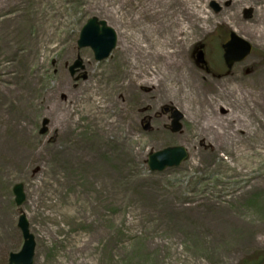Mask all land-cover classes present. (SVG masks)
Wrapping results in <instances>:
<instances>
[{
  "label": "rangeland",
  "instance_id": "rangeland-1",
  "mask_svg": "<svg viewBox=\"0 0 264 264\" xmlns=\"http://www.w3.org/2000/svg\"><path fill=\"white\" fill-rule=\"evenodd\" d=\"M198 1L208 18L193 21L192 36L178 35L186 39L180 59L192 66L209 99L210 117L195 125L181 103L167 97L153 104L152 91L141 87L137 90L149 95L145 102L122 103L124 81L119 74L108 75L118 68L124 38L128 45L134 35L151 34L144 44L155 48V26L180 23L181 16L164 15V0H22L18 6L17 0H0L5 109L0 117V264L22 246L21 212L35 237L34 264H241L264 253V115L254 107L258 77L264 74V39L257 34L264 26V0H233L234 7L214 0L219 11L212 0ZM17 16L24 24L18 30ZM92 16L105 20L118 37L102 60H95L91 48L77 47L80 29ZM39 24H47L40 28L42 39L34 37ZM230 31L249 41L253 51L227 68L220 43ZM198 43L205 66L192 55ZM77 55L84 69L72 76L68 68ZM137 67L142 68L141 61ZM16 88L20 93L8 97ZM233 88L238 90L228 94ZM111 97L118 104L106 112ZM116 109L127 111L130 133L123 129L118 138L111 131L105 141L98 133L108 130L112 123L104 122L115 120ZM176 110L182 114L181 132L170 127ZM230 117L253 128L227 123ZM43 119L47 130L41 133ZM17 124L30 133L24 140ZM72 137L83 156L52 149ZM171 145L187 148L188 158L163 171L149 170L147 154ZM18 183L25 194L20 206L12 190Z\"/></svg>",
  "mask_w": 264,
  "mask_h": 264
},
{
  "label": "bare ground",
  "instance_id": "bare-ground-1",
  "mask_svg": "<svg viewBox=\"0 0 264 264\" xmlns=\"http://www.w3.org/2000/svg\"><path fill=\"white\" fill-rule=\"evenodd\" d=\"M15 1L16 0H7V3L11 4ZM21 1L22 0H17V6L21 4ZM228 1L231 7L236 6L235 1ZM216 3L218 4V2ZM163 5L166 7L164 10V15L168 18L181 16L182 20L180 21V23L178 20H173L169 21L166 26H162V24L159 22V29L157 26H155L156 28L154 29L153 34L155 36V38L153 39L155 48L151 47L148 43L144 44V41H146V37H150L151 34L143 33L134 35V39L128 45L124 44V38L120 44V48L117 54L118 68L114 70L113 74L110 73L108 75L115 77L117 76V74H119L120 81H124L122 83V86H124V90L119 98L122 103H127L132 98L136 103L145 102L149 95L147 96L146 93L137 90V88L141 87L147 92L152 91V99L154 100L153 104L156 102L164 101L167 97H172L174 100L181 103L183 107L188 110V117L195 121V125H197L198 120H200L201 122L203 119L206 118L208 120V118L210 117V114L206 109L209 99L206 91L198 87V84L201 83L197 73L194 71L192 66L186 64L183 59H180L181 51L179 47L181 44H185L186 39L185 37H183L182 41V39L179 38L178 35L181 32L186 31L187 35L192 36L194 33L193 21L196 18L204 19L206 21V19L208 18V14L202 7V5H200V2L198 0H164ZM21 13L22 11L19 12V15ZM157 13L158 12L154 13L155 16L157 15ZM259 19H261L260 16ZM23 26V22L17 16V30L21 29ZM37 27L39 28V30L34 35V37L41 38L43 32L40 30V28L42 27L40 24L37 25ZM43 28H47V24L43 25ZM43 28L42 30H44ZM257 34L260 36V38L264 39V26L257 28ZM168 45H171L172 48L167 49ZM150 48H153V50H150ZM139 61H141L142 63V68L140 70L137 67V63ZM151 65H155L156 70L155 68H151ZM149 77L150 79H148ZM258 81L260 84V88L258 89V95L254 100V107L259 113H261L262 116L264 115V74L258 77ZM215 85L218 84L216 83ZM235 90L238 89L233 88V90L231 92H228V94H233ZM1 91H3L2 86H0V117H2L5 113L4 105L2 104L3 97L1 95ZM155 91H159L160 93H155ZM7 93L8 97H10V94L20 92L16 88L12 89L11 92L8 91ZM46 93H49L50 96L52 94L48 91ZM25 94L28 96L27 93ZM223 94L225 95V93ZM44 97L45 99H47L49 98V95H46ZM61 97L64 99V94ZM238 99L240 101L246 102L245 95L239 94ZM116 104H118L117 97H111L109 99V104L104 106V110L107 112L108 109L113 108ZM146 108L149 109V106H147ZM114 113V121L104 122V124L112 123L108 124L109 127L106 128L108 130L101 129L103 132L98 133V137L103 138V140L105 141L111 139V137L109 136L111 131L117 132L118 138L123 135V129L125 134L130 133V121L129 119L125 118V114H127V111L126 113H122L121 111L116 109ZM213 113L214 111L212 110V116H214ZM221 119L223 121H226L222 117ZM0 120L2 119L0 118ZM234 122H239L240 125H247V130L253 128L248 121L246 122L244 119L242 120V118L238 120L234 119L233 117L227 118V123L234 124ZM24 124L25 123H23V125ZM24 126L28 128L27 124H25ZM206 126L208 128H214L211 125L206 124ZM21 128L22 124H17V132H20V135L18 137L24 140L30 135V133L28 132V130L25 132L19 131L18 129ZM76 141L77 140L72 137L70 141H66L65 144H54L52 149L63 153L67 157H81L84 155V150L80 148L78 149V147L75 146ZM42 154L47 155V151L44 146L42 148Z\"/></svg>",
  "mask_w": 264,
  "mask_h": 264
},
{
  "label": "water",
  "instance_id": "water-1",
  "mask_svg": "<svg viewBox=\"0 0 264 264\" xmlns=\"http://www.w3.org/2000/svg\"><path fill=\"white\" fill-rule=\"evenodd\" d=\"M211 6L215 11L220 10V6L212 1ZM117 42L116 31L107 24L105 20H99L96 16H92L82 25L77 39V47H90L94 53L96 60L106 58ZM224 59L227 67H230L235 61L244 59L251 53V44L243 38L230 33V40L223 44ZM198 63H203L202 52L200 51L197 58ZM84 68L83 60L78 55L73 63L69 66V72L73 76L79 70ZM182 114L176 110L171 120V131L181 132L182 123L180 122ZM47 120L43 119L40 132L47 130ZM188 158V151L182 145L166 146L156 151H151L147 155V164L151 171H163L167 167L178 166L181 162ZM15 202L20 206L25 199L23 185L18 183L13 186ZM17 226L21 231L23 243L18 252L9 254L7 264H33L35 254V237L30 232L29 223L25 213L21 212L18 217Z\"/></svg>",
  "mask_w": 264,
  "mask_h": 264
},
{
  "label": "flooded vegetation",
  "instance_id": "flooded-vegetation-1",
  "mask_svg": "<svg viewBox=\"0 0 264 264\" xmlns=\"http://www.w3.org/2000/svg\"><path fill=\"white\" fill-rule=\"evenodd\" d=\"M229 33L230 32H228V34H227V37H226V39H224V41H222L221 43H220V51H221V54H222V61H223V64H224V66L225 67H227V64H226V62H225V59H224V51H223V44H225L226 42H228L229 41V39H230V35H229ZM201 47H203V45L202 44H199ZM252 47H253V45H252ZM252 51H253V48H252ZM252 53V52H251ZM246 58V57H245ZM244 58V59H245ZM244 59H242V61L244 60ZM241 62V61H240ZM235 63H237V61H235L230 67H232ZM203 64H204V66H205V64H206V59L204 58V62H203ZM203 66V67H204Z\"/></svg>",
  "mask_w": 264,
  "mask_h": 264
},
{
  "label": "trees",
  "instance_id": "trees-1",
  "mask_svg": "<svg viewBox=\"0 0 264 264\" xmlns=\"http://www.w3.org/2000/svg\"><path fill=\"white\" fill-rule=\"evenodd\" d=\"M241 264H264V253H262L256 258L243 260Z\"/></svg>",
  "mask_w": 264,
  "mask_h": 264
}]
</instances>
